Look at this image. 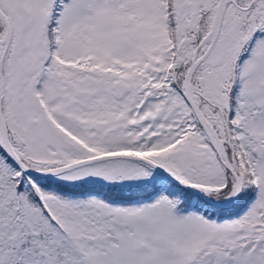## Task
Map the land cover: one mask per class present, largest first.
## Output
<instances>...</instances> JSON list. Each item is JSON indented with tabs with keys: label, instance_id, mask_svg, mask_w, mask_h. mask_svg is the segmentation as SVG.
Returning a JSON list of instances; mask_svg holds the SVG:
<instances>
[{
	"label": "snow or ice",
	"instance_id": "snow-or-ice-1",
	"mask_svg": "<svg viewBox=\"0 0 264 264\" xmlns=\"http://www.w3.org/2000/svg\"><path fill=\"white\" fill-rule=\"evenodd\" d=\"M0 264H264V0H0Z\"/></svg>",
	"mask_w": 264,
	"mask_h": 264
}]
</instances>
